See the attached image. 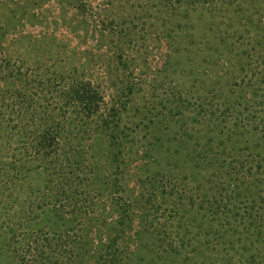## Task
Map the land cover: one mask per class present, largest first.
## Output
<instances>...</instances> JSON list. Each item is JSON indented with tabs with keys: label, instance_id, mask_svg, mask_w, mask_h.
Segmentation results:
<instances>
[{
	"label": "rangeland",
	"instance_id": "rangeland-1",
	"mask_svg": "<svg viewBox=\"0 0 264 264\" xmlns=\"http://www.w3.org/2000/svg\"><path fill=\"white\" fill-rule=\"evenodd\" d=\"M214 2L174 10L160 0H0L2 129L7 67L51 89L35 103L37 113L64 109L55 91L84 81L101 93L102 108L117 110L115 156L99 128L81 143L85 163L101 175L90 181L96 195L71 207L92 199L94 219L83 227L70 222L68 235L45 233L58 255L40 263L94 264L101 252L102 264H247L239 239L249 249L264 242L254 222L264 226V0ZM2 135L0 264H20L24 241L14 236L38 225L27 218L16 229V212L37 203L49 175L17 135L7 144ZM14 158L26 169L6 186ZM66 179L49 187L61 189ZM154 180L182 195L174 211L142 208ZM62 214L53 218L58 226L73 219ZM85 239L97 246L91 257L79 245Z\"/></svg>",
	"mask_w": 264,
	"mask_h": 264
},
{
	"label": "trees",
	"instance_id": "trees-1",
	"mask_svg": "<svg viewBox=\"0 0 264 264\" xmlns=\"http://www.w3.org/2000/svg\"><path fill=\"white\" fill-rule=\"evenodd\" d=\"M160 1L162 6L170 7L174 10L175 8H178V10L195 8L196 2H201L205 6L206 4L213 5L216 2L214 0ZM120 62H122L121 59ZM4 68L6 69V67ZM5 76V80L6 78L10 80L11 89L9 88L10 90L6 92V95L8 94V97L6 96V131L0 126V130H3L4 133L2 139H6L7 144V142L12 140L13 135H17L24 143L23 149L29 151L30 156L34 157L35 160L43 163L46 173L49 175V180H46V185L39 194L37 203L33 200L29 205H20L16 212L18 215L15 216L14 225L16 229L27 218H30L29 220L32 222L35 220V225H38V228L35 233H29L24 229V233L21 236L17 234L15 236L13 234V236L15 239L22 238L24 241V247L19 255L20 264H44L39 261H47L48 256L52 259L54 258L53 254L58 255L57 251L56 253L54 252L55 248L46 245L49 243L50 237H48L49 234L45 233L54 230L56 234L62 232L63 235L64 233L68 235V232L73 228V225H69L70 222H74L76 227H83L87 225L88 219H94L93 211L89 213L92 210V199L86 200V203L77 207H71L72 201L73 203L80 202V197L84 199L96 195V185L94 186L90 181L97 180L99 175H101L99 171L94 170L91 165L85 163V158L83 157L85 151L81 150V143L89 139L91 132H96L99 128L104 130L105 135L110 139L109 155L115 156L120 151L116 146L117 137L114 133L116 130L115 117L117 110L108 107L102 108L101 101L103 96L94 88V85L84 81L76 82L72 87L69 86L60 93L55 91L62 98L64 109L59 107L37 113L35 103L39 101L45 91L49 93L51 89L48 88L44 92L38 89L36 81L32 78L30 79L19 66L12 69L7 67ZM53 78L56 79V76ZM2 98L4 97L2 96ZM3 108V100H0V116ZM70 114H73L74 117L68 118ZM28 118L34 122L31 130L26 125ZM11 160L13 161L7 163L8 168H6V186L8 181L13 180V176L17 177L26 169L24 163H21V161L16 162L18 159L15 160L14 158ZM246 163H250L248 156H246ZM236 165L241 167L242 163L240 166L237 163ZM8 172L11 174H8ZM64 174L67 175L65 186H62L61 189L55 184L53 188L49 187V184H53V178H60ZM109 178L107 175L103 177V185L108 186L111 183ZM9 191L11 195L10 187ZM146 194V196H143L142 208H149L155 214L161 210L162 206H166L167 210L174 211L182 198V195L177 193L171 185L161 184L155 180L147 186ZM75 196L77 197L75 198ZM7 197L6 194V207L12 206L13 200L11 199L8 202ZM46 198H49L50 202L47 203L45 209L39 211ZM123 203L125 205L123 212H125L128 205L125 202ZM56 211L64 213V215L62 214L63 220L64 217L67 220L70 215H73V219L58 226L55 219H53ZM75 215L77 218H75ZM124 220L123 216L119 219V223L123 225ZM254 222L262 225L261 221ZM261 225H256V240H258L259 236H262L264 226L262 225V227ZM43 228L45 229L44 231ZM239 242L243 244L242 250L248 254L246 258L247 264H264V242H261L259 247L253 246L250 249L242 239H239ZM78 243L79 241L76 244ZM79 245L85 249L82 253H87V257H91L93 253L97 252L95 251L97 246L92 241H88V239H85ZM166 248L173 251L177 247L169 244ZM73 250L74 248L71 247L65 251L67 259L71 260L75 257ZM50 252L53 254L51 255ZM102 256L100 252L94 264H102ZM84 259L87 260L86 258ZM77 262L78 260H75V263Z\"/></svg>",
	"mask_w": 264,
	"mask_h": 264
}]
</instances>
